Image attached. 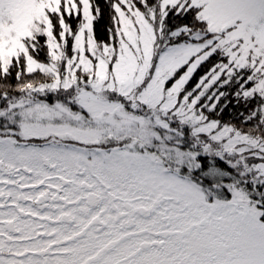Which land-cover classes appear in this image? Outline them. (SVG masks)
Returning <instances> with one entry per match:
<instances>
[{
  "label": "rangeland",
  "instance_id": "374dc122",
  "mask_svg": "<svg viewBox=\"0 0 264 264\" xmlns=\"http://www.w3.org/2000/svg\"><path fill=\"white\" fill-rule=\"evenodd\" d=\"M155 1L113 3V45L91 0H0V77L34 76L0 97V264H264V138L185 93L212 58L204 92L264 101V0ZM199 157L242 184L202 186Z\"/></svg>",
  "mask_w": 264,
  "mask_h": 264
},
{
  "label": "trees",
  "instance_id": "16d2710c",
  "mask_svg": "<svg viewBox=\"0 0 264 264\" xmlns=\"http://www.w3.org/2000/svg\"><path fill=\"white\" fill-rule=\"evenodd\" d=\"M116 1L117 0H91L92 10L96 15V18L93 21V36L96 42L102 44L113 43V45H115L113 41H115L116 33L112 26L114 23L112 20V5ZM132 1L137 9L144 12L156 4L155 0ZM186 6L187 5L183 6V10H185ZM188 8L189 9L186 8L188 11L180 10V12L177 11L178 7L169 9L167 13L169 16L165 19V26L169 28V30H181L182 28L185 29V27L193 28L192 25L195 21V14L198 10L192 6H189ZM52 24L56 26L55 22H52ZM184 29L179 33H184ZM182 36H179L178 39L174 38L172 40L177 43L181 41L180 38ZM33 53L35 52L33 51ZM40 56V59L45 60V57L41 54ZM214 63V60L211 58L206 63L199 66L186 84L185 93L190 91V98L198 97L195 104L196 110L207 120L215 121L219 124L230 125L237 129H241L246 133L264 138V125H262L264 101H259L253 98L252 100H249V102H243L238 97L234 98L232 89L230 90L228 88H221V90H218L216 87H210L206 92L202 90L200 79L210 70ZM11 71L12 72L7 74V76L0 77V97L11 96V90L14 86H17L18 83H23L34 78L32 75L25 76L26 74L16 76L18 67L13 68ZM181 71L182 70H180V72ZM0 102H4V100L2 99ZM190 149L192 151V148ZM198 162L199 168L194 171L193 174L196 180H201V182L199 181V184L204 187L214 189L220 185H226L231 182L241 183V180L233 175L232 171L219 160L199 157ZM80 238L82 237L77 236V238H74L72 241L62 243L66 244L70 242L73 244L72 242L75 241V244H77L80 242ZM54 244L55 246L58 245L56 243ZM43 247H45V244Z\"/></svg>",
  "mask_w": 264,
  "mask_h": 264
}]
</instances>
